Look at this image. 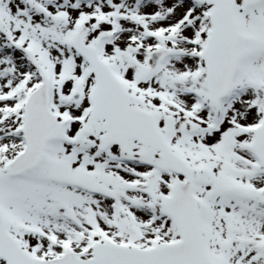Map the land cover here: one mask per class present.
<instances>
[{
    "label": "snow or ice",
    "instance_id": "obj_1",
    "mask_svg": "<svg viewBox=\"0 0 264 264\" xmlns=\"http://www.w3.org/2000/svg\"><path fill=\"white\" fill-rule=\"evenodd\" d=\"M0 264H264V0H0Z\"/></svg>",
    "mask_w": 264,
    "mask_h": 264
}]
</instances>
